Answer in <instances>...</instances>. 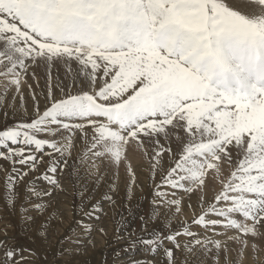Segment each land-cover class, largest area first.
<instances>
[{"label": "snow or ice", "instance_id": "1", "mask_svg": "<svg viewBox=\"0 0 264 264\" xmlns=\"http://www.w3.org/2000/svg\"><path fill=\"white\" fill-rule=\"evenodd\" d=\"M40 68L38 96L29 76L39 86ZM53 68L64 69L54 84ZM6 109L0 201L18 213L25 243L11 224L0 229V264H87L92 232L107 236L103 204L117 206L115 179L95 193L120 169L114 264H228L232 244L240 264L249 247L264 264V0H0ZM194 193L191 220L172 228ZM69 201L74 224L60 237Z\"/></svg>", "mask_w": 264, "mask_h": 264}, {"label": "rangeland", "instance_id": "2", "mask_svg": "<svg viewBox=\"0 0 264 264\" xmlns=\"http://www.w3.org/2000/svg\"><path fill=\"white\" fill-rule=\"evenodd\" d=\"M59 75L61 78L64 76V69L60 68H53L52 69V76H53V84L55 83V77ZM37 76L39 79V86H37L36 81L32 80L29 76V83L33 85V87L36 90L37 95L39 96L42 92H46L47 89V77L45 73L44 68H40L37 70ZM24 97L26 101V106L29 110H31L32 107V101L31 96L29 94L27 86L24 87ZM26 92V93H25ZM9 103H14L16 108H20V100L17 98L15 101H12L11 95L8 97ZM41 107H43V104H41ZM9 112V116L5 118L2 114H0V126H2L5 123H11L12 117H11V109H6ZM147 173H139L138 174V183L140 185H143V195L147 196L149 189L147 187V180H146ZM115 179L117 191L112 193L114 199L116 200L117 206L115 208H109L108 204L105 202L103 204V208L105 212L107 213V216H103L101 218L100 223L97 225V227L102 226L106 229L107 236L102 237L101 234L98 231L92 232V240L95 243L96 247L94 250H90L88 254L84 257V260L87 262V264H101L103 260H107V264H114L113 262V255L112 253L116 248L123 247V243L121 244H114L113 238L115 235V228L117 224L120 223L119 217L122 213H125V208L123 207L125 203V188L128 183V177L124 169H121L119 173L116 174L115 177H113L112 172H109L103 179V183L99 186V190L95 193L94 199H99L100 195L105 192L108 188V186L113 182ZM211 179V178H209ZM88 188L91 190L93 188V184L91 182L88 183ZM199 196V193H194L191 197V201H189L187 198L183 201L182 204V211L177 216L176 219H173L171 222V227L176 228L178 227L177 220H187L190 221L192 218V212L188 208V204L191 202L195 204L197 202V198ZM141 198V191L139 189L134 190V197L132 199V204L135 205L137 200ZM196 200V201H195ZM78 203V201H69L65 205H61L59 207L58 215L63 216V229H60L57 231V236L62 237L64 235V231L72 224H74V217H73V208L68 206L69 204ZM149 205L147 201L143 203L142 206L137 207L135 211L138 214H147ZM85 210H87L85 208ZM94 224L96 222H93ZM7 224H11L12 227L8 228L9 234H14L17 236V241L19 243H25V240L23 239L22 233H21V225L19 224V215L18 213H12L9 214L3 205V202L0 201V229L4 228ZM128 227L129 229L134 228L136 230V233L138 235H146V233L140 232V222L138 217L133 219L131 217L128 218ZM153 225H149V230ZM155 227L159 228L161 227L160 224L155 225ZM197 230V229H194ZM105 239L107 240V244H105ZM53 245L55 244V241L51 242ZM239 245L232 244V250L229 253V259L228 264H240L239 258L237 257V251H238ZM142 255V252L137 249V251L133 254V258H139ZM232 256V257H231ZM261 259H264V253H261ZM119 264V262H117ZM125 264H127V258L125 257ZM220 264H225V260L223 258V255L221 256V262ZM242 264H259V260L253 258L251 247H249L244 254L243 262Z\"/></svg>", "mask_w": 264, "mask_h": 264}, {"label": "bare ground", "instance_id": "3", "mask_svg": "<svg viewBox=\"0 0 264 264\" xmlns=\"http://www.w3.org/2000/svg\"><path fill=\"white\" fill-rule=\"evenodd\" d=\"M31 78V77H30ZM26 93V92H25ZM121 170V169H120ZM196 201V200H195ZM232 257V256H231Z\"/></svg>", "mask_w": 264, "mask_h": 264}]
</instances>
